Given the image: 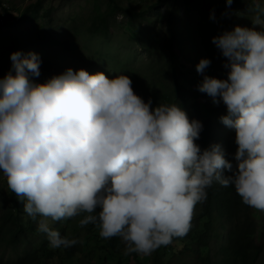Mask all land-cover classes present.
Returning <instances> with one entry per match:
<instances>
[{"label": "clouds", "instance_id": "clouds-1", "mask_svg": "<svg viewBox=\"0 0 264 264\" xmlns=\"http://www.w3.org/2000/svg\"><path fill=\"white\" fill-rule=\"evenodd\" d=\"M248 11L252 27L212 37L226 78L206 74L207 57L196 65L198 90L224 104L220 122L235 130L232 160L219 143H196L201 121L178 103L153 107L127 74L67 68L37 83L40 56L10 54L0 77V172L52 249L82 243L53 226L81 217V228L118 237L125 256L151 255L187 235L213 184L234 186L243 204L264 212V5Z\"/></svg>", "mask_w": 264, "mask_h": 264}, {"label": "rangeland", "instance_id": "rangeland-1", "mask_svg": "<svg viewBox=\"0 0 264 264\" xmlns=\"http://www.w3.org/2000/svg\"><path fill=\"white\" fill-rule=\"evenodd\" d=\"M38 1V18L23 21L26 6ZM253 3L264 5V0H233L231 8L226 0H0V77L12 67V52H35L41 58L40 76L33 77L37 83L67 68L104 72L109 78L123 73L131 78L134 92L145 101L151 99L154 107L166 103V96L172 94V63L183 72L180 82L186 89L191 88L193 78L203 79L196 71L202 57L211 60L206 74L226 78V58L212 37L236 25L252 27L253 14L248 8ZM121 8L136 13L126 14ZM104 24L108 25L106 33ZM197 101L215 108L213 117L219 121L226 114L224 104L214 105L207 94ZM219 125L227 128L221 122ZM8 196L6 178L0 172V208ZM79 219L74 218L65 231L69 238L82 241L81 252L76 260L64 264H115L105 260L106 251L100 245L86 242L90 230L88 225L81 228ZM124 247L122 243L123 261L127 262L135 253L125 256ZM27 249V243L15 247L0 243V259L14 260ZM137 257L143 264H151L150 255ZM185 262L201 264L193 256ZM37 264L62 262L53 254L41 255ZM254 264H264L263 253Z\"/></svg>", "mask_w": 264, "mask_h": 264}, {"label": "trees", "instance_id": "trees-1", "mask_svg": "<svg viewBox=\"0 0 264 264\" xmlns=\"http://www.w3.org/2000/svg\"><path fill=\"white\" fill-rule=\"evenodd\" d=\"M39 4L38 1L26 6L21 19L26 22L36 20L40 15ZM121 9L126 14L135 12ZM103 28L106 33L108 25L104 24ZM171 70L174 86L171 96H166V103L171 104L178 97L177 103L186 111L189 119H197L203 124L196 143L202 149L219 143L224 148L226 157L232 160L237 147L235 130L221 128L218 118L213 117L215 108L198 103L197 98L206 95L197 88L202 79L193 78L190 82L191 88L186 89L180 82L184 74L176 63H172ZM8 193L9 196L4 199L0 208V243L5 247L27 243L30 250H25L23 255L14 260L0 259V264H37L41 255L50 257L53 254L58 256L62 264L76 260L77 254L81 252L80 244L67 249L49 250L46 236L37 231V221L27 215L23 204L14 193L9 189ZM73 219L55 222L53 226L62 235H66L65 229L71 225ZM88 229L90 234L86 237V242L93 240L105 249L106 261H115V264H143L136 253L127 262L123 261L122 241L118 237L105 240L99 236V230L95 226L88 225ZM262 253L264 254V212L243 204L234 186L222 187L213 184L208 189L206 201L196 205L187 235L174 238L171 244L155 250L150 255V261L151 264H172L182 260V264H188L185 258L193 256L201 264H254Z\"/></svg>", "mask_w": 264, "mask_h": 264}]
</instances>
